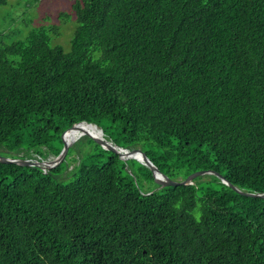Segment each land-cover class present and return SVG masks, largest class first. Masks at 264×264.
<instances>
[{
	"label": "trees",
	"instance_id": "trees-1",
	"mask_svg": "<svg viewBox=\"0 0 264 264\" xmlns=\"http://www.w3.org/2000/svg\"><path fill=\"white\" fill-rule=\"evenodd\" d=\"M72 7L69 52L45 27L0 46V155L57 157L84 122L173 181L264 193V0ZM99 148L68 183L0 162V264H264V199L215 175L144 187L145 165Z\"/></svg>",
	"mask_w": 264,
	"mask_h": 264
},
{
	"label": "rangeland",
	"instance_id": "rangeland-1",
	"mask_svg": "<svg viewBox=\"0 0 264 264\" xmlns=\"http://www.w3.org/2000/svg\"><path fill=\"white\" fill-rule=\"evenodd\" d=\"M75 1L8 0L7 4L0 6V46L25 41L31 32L45 27L53 30L50 32L51 46H60L65 52H69L74 32L78 26L77 16L72 7ZM83 124L88 126L87 123L83 122ZM92 126L98 133L104 135L100 127L94 124ZM88 138L78 134L76 140L71 142L66 160L55 174L57 180L63 183L71 182L73 180L71 171L74 170L79 160L100 151V146L91 143ZM104 138L111 141L107 135H104ZM111 142L114 143V141ZM55 158L52 155L47 160H54ZM137 162L140 164L139 161ZM139 164L130 160L127 167L139 168ZM209 178L216 183L214 178ZM139 182L144 187L149 186L154 190L158 189L155 183H147L142 180Z\"/></svg>",
	"mask_w": 264,
	"mask_h": 264
},
{
	"label": "water",
	"instance_id": "water-1",
	"mask_svg": "<svg viewBox=\"0 0 264 264\" xmlns=\"http://www.w3.org/2000/svg\"><path fill=\"white\" fill-rule=\"evenodd\" d=\"M76 125H84L83 122H76L73 124V126ZM88 126L94 128L92 124H88ZM70 128H67L65 132L61 135V141L63 143V148L61 153L54 159V160H32V159H23L21 157H7L0 155V162L1 163H7V164H15L18 166H25V167H33V168H41V170L45 173H48L50 170L56 169L58 166H60L63 162H65L69 148L71 146V142L65 141V135L68 133ZM84 136L89 137L92 139L97 145H99L104 150L114 153L119 156L121 160H129L134 159L145 165L152 174L153 181L156 184L158 189L166 188V187H177V186H187V185H193L194 180L203 175H215L217 176L221 182L226 184L228 187H230L235 192L248 196V197H254V198H262L264 199V193H248L245 191H242L235 187L233 184H231L223 175L220 173L214 171V170H202L197 171L189 174L186 178L179 181H173L170 178H168L162 171L156 167L153 162L149 159L147 154L137 146H131V147H123L116 143H113L109 140H106L104 138L103 134H94L90 132H85L83 134ZM74 141V140H73ZM135 154V155H133Z\"/></svg>",
	"mask_w": 264,
	"mask_h": 264
},
{
	"label": "bare ground",
	"instance_id": "bare-ground-1",
	"mask_svg": "<svg viewBox=\"0 0 264 264\" xmlns=\"http://www.w3.org/2000/svg\"><path fill=\"white\" fill-rule=\"evenodd\" d=\"M85 132H90V133H94V134H97L98 132L95 130V128H81V129H78V130H71L69 131L66 135H65V141L66 142H72L73 140H76V136L78 134H81L83 135ZM100 134V133H99ZM73 135V136H72ZM135 155V154H133Z\"/></svg>",
	"mask_w": 264,
	"mask_h": 264
}]
</instances>
